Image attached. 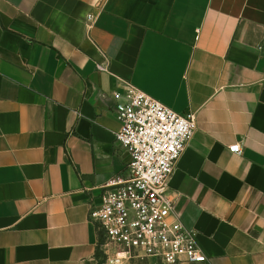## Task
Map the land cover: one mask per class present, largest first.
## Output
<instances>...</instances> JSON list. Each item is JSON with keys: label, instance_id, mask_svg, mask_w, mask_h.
<instances>
[{"label": "crops", "instance_id": "crops-1", "mask_svg": "<svg viewBox=\"0 0 264 264\" xmlns=\"http://www.w3.org/2000/svg\"><path fill=\"white\" fill-rule=\"evenodd\" d=\"M88 12L112 72L194 113L168 193L197 264H264V0H0V264H105L89 208L129 154Z\"/></svg>", "mask_w": 264, "mask_h": 264}, {"label": "built area", "instance_id": "built-area-1", "mask_svg": "<svg viewBox=\"0 0 264 264\" xmlns=\"http://www.w3.org/2000/svg\"><path fill=\"white\" fill-rule=\"evenodd\" d=\"M99 7V4L97 5ZM101 8V6H100ZM98 13L86 15V37ZM94 68L119 83L112 92V112L119 122L115 140L126 149L124 174L102 186L100 204L89 208V218L100 232L105 264L140 258L168 264H197L206 260L196 231L184 225L169 195V179L195 127L194 113L181 114L143 92L110 70L107 54ZM239 154V142L228 146Z\"/></svg>", "mask_w": 264, "mask_h": 264}, {"label": "trees", "instance_id": "trees-1", "mask_svg": "<svg viewBox=\"0 0 264 264\" xmlns=\"http://www.w3.org/2000/svg\"><path fill=\"white\" fill-rule=\"evenodd\" d=\"M98 235H99V241H101V239H100V232L99 231H98ZM98 264H101V261H99Z\"/></svg>", "mask_w": 264, "mask_h": 264}]
</instances>
